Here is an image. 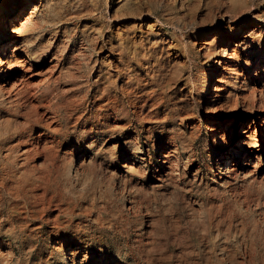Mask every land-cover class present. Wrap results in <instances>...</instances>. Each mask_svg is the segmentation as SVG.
Returning a JSON list of instances; mask_svg holds the SVG:
<instances>
[{
	"label": "rangeland",
	"instance_id": "1",
	"mask_svg": "<svg viewBox=\"0 0 264 264\" xmlns=\"http://www.w3.org/2000/svg\"><path fill=\"white\" fill-rule=\"evenodd\" d=\"M30 4L34 77L0 82V263L264 264V128L252 185L216 189L214 143L264 121V0H0L1 35ZM106 58L115 77L82 76Z\"/></svg>",
	"mask_w": 264,
	"mask_h": 264
},
{
	"label": "bare ground",
	"instance_id": "2",
	"mask_svg": "<svg viewBox=\"0 0 264 264\" xmlns=\"http://www.w3.org/2000/svg\"><path fill=\"white\" fill-rule=\"evenodd\" d=\"M37 11H38V6L36 4H30L28 14L24 18H20L19 20H17V22H15L12 27H10L9 29L3 32V35L0 34V40L3 39L5 41V43H3V45L0 46V82H4L3 84L8 83L7 80L9 78H12L15 72L16 73L18 72L19 82L26 81L27 83L29 79L34 77V72L32 71V69H30L31 67L30 64L33 61L31 60L32 58L30 57V52L32 51L34 52L38 50L39 45L41 44L39 42L42 40L41 38L42 34L41 33L34 34V37H31L29 36L27 31H28L29 25L34 22ZM34 24L36 23L34 22ZM239 33H240V29H237L230 36V38L238 37ZM252 36H253V30L250 31L248 35L245 37L246 41L252 38ZM241 43H244V42H241ZM60 61H61V58L58 57L57 54H54V56L52 57V60L49 61L51 63V67L48 70L50 74L48 76L51 77L57 73L55 76L56 78L55 80H58L60 75L62 74V71H65L64 67L60 65ZM119 67L120 65L115 63L114 60H109L106 58V59H102L99 61L97 59L92 67L85 66V70L82 76L83 77L90 76V75L95 76L97 77V80H96V83H97L101 78L111 79L115 77L116 72L119 71ZM67 74H70V73L67 71ZM255 76L262 78L264 76V70L258 69ZM49 86H50V83L48 82L47 87ZM1 88L2 87H0V89ZM10 88L14 89V87L12 86H10L9 89ZM263 89H264V85H261V88L259 90L260 95L262 94ZM1 90H3V88ZM214 90L216 91L217 88L215 87ZM44 106L46 109L48 107L50 109V105L46 104ZM49 111L50 110H47V112L44 113L46 114L45 118L48 121L50 120L52 121V123H55L56 121L55 116L52 117ZM240 125L243 126V123L240 122ZM240 125L236 124L235 127H232L234 135H236L238 139V142L235 144H234V136L230 141V138L227 136V133L225 131L223 132L221 130V131L215 132L214 143L216 145V148L220 150L221 152V155H220L221 158L218 160V172L221 174L220 176L221 179H219V183L217 184V187H216L217 190H227L229 188L235 187L234 185L238 178H240L241 180H245L250 185L254 184V182L256 181V178L253 176L256 173L259 162H260V159L257 156V153L261 150V145L259 141L260 134L258 131L259 129L264 128V121H262V126H259L257 123H254V121H252L248 124V127H246L244 131H240L237 129L238 126ZM37 152L39 151L38 150H25L24 154H27L30 157L32 153L37 154ZM254 158L256 159L255 161H254ZM241 159L243 160L242 163H240ZM160 163L162 166V170L158 173V176H157L158 181H161L166 184H176V182L180 181L181 168H182L183 162L181 158V153L178 148H175V149L173 148L169 151L168 154L163 155ZM195 204L197 205L199 210L194 209L192 211V214L189 215V219L194 220V221L195 220L203 221L206 218V215H205L206 213L204 211L203 204H200L196 201H195ZM4 246H5L4 244L2 243L0 244V248ZM142 251H145V250H142ZM0 256L3 259H5L9 255L7 251L0 249Z\"/></svg>",
	"mask_w": 264,
	"mask_h": 264
}]
</instances>
